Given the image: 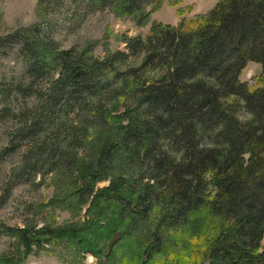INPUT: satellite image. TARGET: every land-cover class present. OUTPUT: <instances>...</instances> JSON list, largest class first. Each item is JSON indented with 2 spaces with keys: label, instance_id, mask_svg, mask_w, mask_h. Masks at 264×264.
<instances>
[{
  "label": "trees",
  "instance_id": "16d2710c",
  "mask_svg": "<svg viewBox=\"0 0 264 264\" xmlns=\"http://www.w3.org/2000/svg\"><path fill=\"white\" fill-rule=\"evenodd\" d=\"M163 1L40 0L45 25L0 37V58L16 51L25 65L0 82V124L13 130L4 153L24 150L16 179L54 178L88 218L64 230L1 225L17 251L0 264L67 239L91 254L106 244L111 257L154 222L143 264H264V0L153 24L103 58L52 39L50 18L66 8L142 26ZM248 63L261 67L254 88L240 82Z\"/></svg>",
  "mask_w": 264,
  "mask_h": 264
},
{
  "label": "rangeland",
  "instance_id": "374dc122",
  "mask_svg": "<svg viewBox=\"0 0 264 264\" xmlns=\"http://www.w3.org/2000/svg\"><path fill=\"white\" fill-rule=\"evenodd\" d=\"M40 0H0V37L14 33L21 28H30L35 24L45 25L40 15L38 3ZM220 0H181L175 5V0H164L159 10L150 15L148 23L137 26L130 18L118 16L114 11L106 9L96 11L85 17L80 12L76 15L64 9L52 16V36L62 49L73 47L89 48L97 58H103L107 53L124 51L122 37H146L153 24L176 26L182 20H192L208 13ZM176 24V25H175ZM25 65L23 58L15 52L5 58H0V82L11 81L23 76ZM261 74V67L256 63H248L243 69L240 82L254 88V78ZM32 104V103H31ZM31 106V105H29ZM23 108L19 104V109ZM11 124H0V226L22 229L28 223L39 228L49 225L52 229H67L81 226L87 221L85 207L70 206L61 195V190L55 187L54 178L35 177L33 183H23L16 179V173L21 167L24 150L13 155H5L9 147L10 135L13 134ZM39 184V185H38ZM107 183L99 185L106 187ZM154 224L143 226L133 238L120 239L112 250L111 257L106 244L100 246V253L80 252L68 239L46 245L41 251L30 255L19 264H143L145 249L154 245L152 239L146 238L148 228L154 229ZM152 229V230H153ZM161 230L157 235L160 237ZM264 247V241L262 243ZM17 243L9 235L0 231V258L15 257ZM160 257L158 261L160 262ZM167 258H164L166 261ZM163 261V260H162Z\"/></svg>",
  "mask_w": 264,
  "mask_h": 264
},
{
  "label": "crops",
  "instance_id": "0c3cea01",
  "mask_svg": "<svg viewBox=\"0 0 264 264\" xmlns=\"http://www.w3.org/2000/svg\"><path fill=\"white\" fill-rule=\"evenodd\" d=\"M176 25V24H175ZM173 26V25H172Z\"/></svg>",
  "mask_w": 264,
  "mask_h": 264
}]
</instances>
